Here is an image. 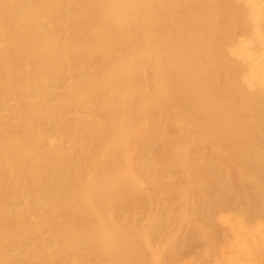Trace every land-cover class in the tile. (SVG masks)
<instances>
[{
	"label": "bare ground",
	"instance_id": "obj_1",
	"mask_svg": "<svg viewBox=\"0 0 264 264\" xmlns=\"http://www.w3.org/2000/svg\"><path fill=\"white\" fill-rule=\"evenodd\" d=\"M0 264H264V0H0Z\"/></svg>",
	"mask_w": 264,
	"mask_h": 264
}]
</instances>
